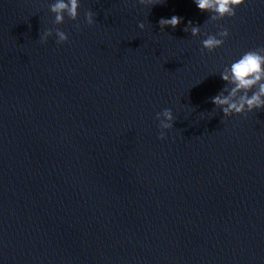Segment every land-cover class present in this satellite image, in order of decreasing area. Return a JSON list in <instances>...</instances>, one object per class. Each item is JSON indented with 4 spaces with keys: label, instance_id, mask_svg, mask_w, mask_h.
I'll list each match as a JSON object with an SVG mask.
<instances>
[{
    "label": "water",
    "instance_id": "obj_1",
    "mask_svg": "<svg viewBox=\"0 0 264 264\" xmlns=\"http://www.w3.org/2000/svg\"><path fill=\"white\" fill-rule=\"evenodd\" d=\"M54 2L0 0V264H264V109L211 102L264 47V0L218 21L194 0H79L59 25ZM56 28L68 41L42 43Z\"/></svg>",
    "mask_w": 264,
    "mask_h": 264
},
{
    "label": "clouds",
    "instance_id": "obj_2",
    "mask_svg": "<svg viewBox=\"0 0 264 264\" xmlns=\"http://www.w3.org/2000/svg\"><path fill=\"white\" fill-rule=\"evenodd\" d=\"M141 5H155L154 0H138ZM198 9L202 12L211 13L209 19L211 21L222 20L225 17H234L236 8L245 3V0H194ZM51 13L54 14V24L64 23L65 16L68 19L76 21L79 16V0H55L50 6ZM86 23L93 25L94 13L88 11L85 13ZM182 17L173 15L170 19L161 18L159 20L160 30L163 31L166 26L175 29L181 22ZM139 28L144 29L145 24L139 23ZM79 28V25H76ZM190 29L192 36L201 35L199 25H193L192 21H188L187 26L183 29L188 32ZM57 37L56 43L62 44L68 41V35L59 28L48 29L40 34L42 43H47L48 38L53 35ZM202 48L208 52L222 47L225 40L229 37L228 29L220 26V30L216 34L204 33ZM223 81L230 88H225L218 95L211 98V102L222 110L224 117H230L233 114H242L251 112L256 109H264V47L249 50L245 52L239 59L232 62L230 67H225L220 73ZM227 93V94H225ZM251 93V95H249ZM159 121L158 127L161 130L159 139H166V131L174 127V116L171 109H164L156 114Z\"/></svg>",
    "mask_w": 264,
    "mask_h": 264
}]
</instances>
